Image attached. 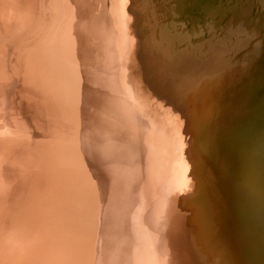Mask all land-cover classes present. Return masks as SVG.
Segmentation results:
<instances>
[{
	"label": "bare ground",
	"instance_id": "6f19581e",
	"mask_svg": "<svg viewBox=\"0 0 264 264\" xmlns=\"http://www.w3.org/2000/svg\"><path fill=\"white\" fill-rule=\"evenodd\" d=\"M75 2L0 0V264H264L261 61Z\"/></svg>",
	"mask_w": 264,
	"mask_h": 264
},
{
	"label": "rangeland",
	"instance_id": "374dc122",
	"mask_svg": "<svg viewBox=\"0 0 264 264\" xmlns=\"http://www.w3.org/2000/svg\"><path fill=\"white\" fill-rule=\"evenodd\" d=\"M75 1L97 11L111 10L119 20L132 25L156 26L164 15L171 14L183 22L178 25L189 30L190 46L195 45L205 59L213 61L215 69L237 56L236 60L241 57L247 65L261 61L260 71H264V0ZM197 56L191 66L196 60L200 63Z\"/></svg>",
	"mask_w": 264,
	"mask_h": 264
}]
</instances>
